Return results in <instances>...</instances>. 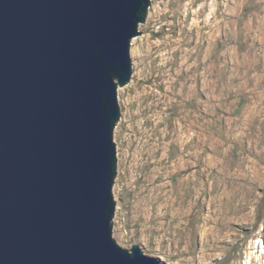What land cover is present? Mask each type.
<instances>
[{
  "label": "rangeland",
  "instance_id": "1",
  "mask_svg": "<svg viewBox=\"0 0 264 264\" xmlns=\"http://www.w3.org/2000/svg\"><path fill=\"white\" fill-rule=\"evenodd\" d=\"M145 20L118 87L114 237L168 264L264 263V0H151Z\"/></svg>",
  "mask_w": 264,
  "mask_h": 264
},
{
  "label": "water",
  "instance_id": "2",
  "mask_svg": "<svg viewBox=\"0 0 264 264\" xmlns=\"http://www.w3.org/2000/svg\"><path fill=\"white\" fill-rule=\"evenodd\" d=\"M151 0H0V264H168L115 239L118 87Z\"/></svg>",
  "mask_w": 264,
  "mask_h": 264
},
{
  "label": "built area",
  "instance_id": "3",
  "mask_svg": "<svg viewBox=\"0 0 264 264\" xmlns=\"http://www.w3.org/2000/svg\"><path fill=\"white\" fill-rule=\"evenodd\" d=\"M254 244L257 247V249H260L261 254L264 255V238L258 237ZM261 264H264V263H261Z\"/></svg>",
  "mask_w": 264,
  "mask_h": 264
},
{
  "label": "bare ground",
  "instance_id": "4",
  "mask_svg": "<svg viewBox=\"0 0 264 264\" xmlns=\"http://www.w3.org/2000/svg\"><path fill=\"white\" fill-rule=\"evenodd\" d=\"M200 256H202V258H203L204 260H205V259L208 260V259H207L206 257H204L203 255H200Z\"/></svg>",
  "mask_w": 264,
  "mask_h": 264
}]
</instances>
